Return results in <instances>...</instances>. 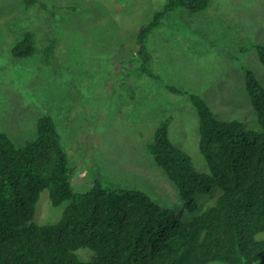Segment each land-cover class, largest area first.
<instances>
[{"label":"rangeland","instance_id":"rangeland-1","mask_svg":"<svg viewBox=\"0 0 264 264\" xmlns=\"http://www.w3.org/2000/svg\"><path fill=\"white\" fill-rule=\"evenodd\" d=\"M41 1L17 9L20 0H0V131L21 145L35 138L38 118L48 115L76 192L97 180L138 189L173 209L179 220L190 219L194 212L148 145L157 122L168 119L172 143L189 155L196 171L207 173L190 93L216 118L259 130L243 68L264 88V69L250 48L264 46V0H209L199 13L177 6L142 49L137 31L167 0ZM26 32L34 51L20 57L12 48ZM195 199L203 204L198 202V210L212 201L204 204L205 192ZM65 206H53L44 189L33 222L53 223ZM263 237L264 231L257 234ZM80 253L86 258L90 252ZM253 264H264V258Z\"/></svg>","mask_w":264,"mask_h":264},{"label":"trees","instance_id":"trees-1","mask_svg":"<svg viewBox=\"0 0 264 264\" xmlns=\"http://www.w3.org/2000/svg\"><path fill=\"white\" fill-rule=\"evenodd\" d=\"M20 2L17 9L44 4ZM208 4L167 0L137 31L140 49L175 7L199 13ZM33 43L26 32L12 50L20 57L30 55ZM250 48L257 51L264 69V46ZM243 70L259 130L216 118L201 97L189 94L207 173L196 171L189 155L172 143L168 119L157 122L148 145L155 163L194 212L186 221L138 189L111 188L97 180L88 190L76 192L59 133L48 115L38 118L35 138L24 144L16 145L0 131V264H253L264 258V237L257 238L264 231V88L250 69ZM215 186L216 195L210 193ZM44 189L53 206H66L53 223L38 224L33 222L35 205ZM203 192L209 196L204 204L212 201L198 210L195 196ZM82 250L90 252L88 257Z\"/></svg>","mask_w":264,"mask_h":264}]
</instances>
